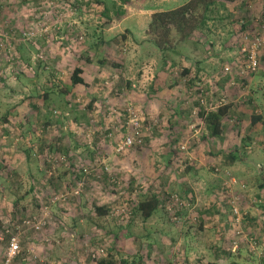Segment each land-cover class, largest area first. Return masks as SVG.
Instances as JSON below:
<instances>
[{
	"label": "rangeland",
	"instance_id": "rangeland-1",
	"mask_svg": "<svg viewBox=\"0 0 264 264\" xmlns=\"http://www.w3.org/2000/svg\"><path fill=\"white\" fill-rule=\"evenodd\" d=\"M185 1L132 0L124 17L102 27L103 7L94 0H0V119H9L0 123V264H8L12 236L19 251L11 264H95L110 248L133 264H264V198L255 199L264 175V42L254 74L229 83L223 67L243 63L247 33L235 34L241 13L229 5L230 17L208 21L196 44H181L180 55L163 64L161 52L143 42L151 10ZM247 7L248 29L255 30L264 0ZM75 66L84 69L86 84L61 95ZM51 86L45 101L42 91ZM197 89L205 110L233 104L218 140L204 139L196 112L184 120L174 115L176 106L188 111ZM128 107L143 144L117 151L134 130ZM253 114L263 121L252 125ZM181 144L186 149L174 154ZM234 145H242L251 167L223 165ZM193 161L202 170L184 180L194 201L177 186ZM145 189L161 198L176 194L183 205L177 211L163 201L143 221L133 209ZM237 195L247 206L237 203L242 234L233 246L238 225L233 218L226 223ZM96 205L107 213L98 215ZM216 209L220 218L212 225ZM219 227L231 233L223 253L205 231Z\"/></svg>",
	"mask_w": 264,
	"mask_h": 264
},
{
	"label": "trees",
	"instance_id": "trees-1",
	"mask_svg": "<svg viewBox=\"0 0 264 264\" xmlns=\"http://www.w3.org/2000/svg\"><path fill=\"white\" fill-rule=\"evenodd\" d=\"M136 1L143 2L145 0H136ZM248 1L249 0H187L184 3L175 6L174 8L157 10L150 15V20L145 31V39L143 42L147 46H151L156 50H158L159 52H161L160 54L162 56L163 64H164L165 63L164 60L167 57H170L171 53L174 55H180L179 47L181 46V44L186 42H192V43L198 42V40L192 41V39L194 38L195 33H197L198 31H202L204 27H206L208 21L218 20L219 22H222L227 17H230L231 16L230 10L228 11L229 5L232 6V9L236 8L241 13V15H239L241 20L237 16L234 21V22L239 21L238 22L239 28L235 32V34L237 33V35H240V33L247 32L246 35L250 36L251 38L254 35V30L252 28L250 30L248 29L249 26L248 19L245 15L246 12L248 11V7H247ZM94 2H96V4L103 7V10L101 11V16L103 17L102 27H107L110 25L113 19H120L126 15V9L130 8L129 6L131 5L132 0H94ZM138 5L139 4L136 3V7L134 8L142 9V7ZM123 6L125 9L122 8ZM229 36H232V34H230ZM234 47H237V44H235ZM229 48L230 49L233 48V45L230 44ZM260 59L261 57L258 56V60ZM86 61H89L88 57H86ZM227 64L232 65V70L230 71V73H225V72L223 73L226 74L229 83H232L235 79H240L242 84H244L246 82L245 79L247 78V76L254 74L253 72H249L247 74L245 73L239 75L237 68L234 66L235 65L234 63H227ZM83 71L84 69L81 66H75L70 71L68 76L69 85L64 84L62 86L63 88L58 92L61 95L69 94L71 92V88L73 89L74 86L85 85L86 79L83 76L84 74ZM184 71L185 74L189 73V71L186 69ZM51 88L53 87L51 86L49 88H44L42 91L43 92L42 97L45 101L49 100V91ZM221 91L223 93L222 88ZM201 93L202 92H200V90L198 89L195 91V95H193L194 103L190 106L187 113L189 112V115L191 114L195 115L193 112H196V115H198V117H200L203 121L204 129L206 131V135H205L206 139L210 138L213 140H217L218 138H221V133L225 128V125L222 122V118L224 116L226 118L229 116L232 117L234 114L232 111L233 104L232 103H227V104L224 103L221 105L217 104L215 108L209 107L210 108L209 110L207 111L203 110L201 105V101H202ZM93 100L94 99L90 100L88 103V106L90 108L93 105ZM8 121L9 119L7 118V116L0 119V123L3 122L6 123ZM259 121H263L262 115L253 114L250 116V123L252 125L256 124ZM49 122L50 121H48L47 123ZM4 132L7 133L8 131L4 130ZM142 144H143V137L140 145ZM140 145H136V147H139ZM179 146L173 148L174 154H176L175 152H177V150L182 151L180 150ZM235 148L232 147L225 155L227 160L229 159L230 162H234L236 159L243 158L242 156L239 155L238 150H236ZM1 167L2 166L0 163V168ZM260 182L261 183L259 187L260 188L264 187V175L263 178L260 180ZM170 195L172 194H168L166 195L165 198H161L159 195H156L155 193L145 189L143 192H141L138 195V200H136V202L134 203L135 205L133 209L134 216L138 215L143 221L148 220L158 211L163 201L165 202L167 201L171 205L175 206L177 211L180 210L183 204H181L178 207L174 203V201L170 198ZM246 202L247 199H244L241 196L239 202L240 207L242 208L241 210H243V208L247 206ZM94 209L96 213L100 216H103L107 213V208L104 206L96 205L94 206ZM240 212H242L243 216L246 214L243 211ZM233 217L234 215L231 209L230 219L232 220ZM111 251H112L111 248L108 249L107 253L104 256L97 258L95 260V264H133L126 259L116 258L111 253ZM15 258L16 257H14L12 261L16 260Z\"/></svg>",
	"mask_w": 264,
	"mask_h": 264
},
{
	"label": "built area",
	"instance_id": "built-area-1",
	"mask_svg": "<svg viewBox=\"0 0 264 264\" xmlns=\"http://www.w3.org/2000/svg\"><path fill=\"white\" fill-rule=\"evenodd\" d=\"M244 43L241 45L239 49V53L243 57V63L235 64L234 66L237 68L239 75L242 74H247L249 72H254L258 68V56H257V49L263 44L264 42V20L261 21V24H259V27L254 30V35L249 39L247 35L244 36ZM251 42V43H250ZM255 46V47H253ZM256 52V53H255ZM232 70V65L227 64L224 66V72L225 73H230ZM219 104H223V101H219ZM128 115H130L131 118V113L132 108L128 107L125 109ZM131 122L135 124L133 127V131L130 132L129 134H126L124 138L117 144V151H122L127 147L133 146V145H140L142 142V135H141V129L137 126L138 123L135 122V119L131 118ZM180 150H185L186 145L181 144L179 146ZM170 198L174 201V203L179 207L181 204H183V201L179 199V197L176 194L170 195ZM240 195L234 196L231 199L230 205L232 206V209L234 210L233 212V221L237 223L238 227L236 230L233 232L235 238L232 241L233 246H236L238 243V237L241 236L242 234V229L239 227L240 225V214H239V207L237 206V203L240 202ZM238 210V211H237ZM40 227L35 226V229H39ZM251 244L252 247L256 246V240L251 239ZM19 245H18V240L16 239L15 236H12L9 240L8 243V253L6 257V262L8 264L11 263L12 259L16 256V254L19 251ZM170 264V263H168Z\"/></svg>",
	"mask_w": 264,
	"mask_h": 264
},
{
	"label": "crops",
	"instance_id": "crops-1",
	"mask_svg": "<svg viewBox=\"0 0 264 264\" xmlns=\"http://www.w3.org/2000/svg\"><path fill=\"white\" fill-rule=\"evenodd\" d=\"M178 6V5H177ZM172 8H174V7H172ZM169 9V8H168ZM157 10H165V9H162V8H157V9H154V10H151V12L153 13V12H155V11H157ZM151 13V14H152ZM198 63V62H197ZM161 73L162 74H164L162 71L158 74V76H163V75H161ZM159 77V78H160ZM162 78V77H161ZM163 79V78H162ZM165 80V79H164ZM171 84H173L172 82H171ZM75 88V87H74ZM222 88V87H221ZM223 89V88H222ZM180 90V89H179ZM176 109H177V111L176 112H174V115L176 116V118L177 117H179V116H181V118H183V120L185 119V117H186V115H187V111H185V113L184 112H179L178 111V106H176ZM202 109L203 110H205L206 109V107L205 106H202ZM207 111V110H206ZM178 114V115H177ZM172 115H170V117H171ZM262 117H263V115H262ZM198 119V122H200L201 124H202V127H203V130L204 131H202L201 132V134H203L204 132V135H206V131H205V129H204V124H203V121H202V119L200 118V117H198L197 118ZM199 120H201V121H199ZM224 121H225V116L222 118V122L224 123ZM186 122H184V121H182L181 122V127H183V126H185L184 124H185ZM226 129V127L224 128V130ZM223 130V131H224ZM178 133H180L179 131H178ZM199 138V137H198ZM202 138H203V136H202ZM204 139H206V137L204 136ZM208 139V138H207ZM218 140V139H217ZM242 140H243V138H242ZM240 145V144H239ZM234 148L236 147L235 145L233 146ZM240 147H241V149H240ZM240 147H236L235 149L236 150H238V152H239V155L240 156H242L243 158H241V159H236L234 162H230L229 161V159L227 160V158L225 157V155H223V157L225 158V159H223V161H222V163H223V165L225 166V167H231V166H235V165H238V166H236L237 168H239V167H245V168H249V167H251L250 166V164H251V162L249 161V160H247V157H246V154H244V153H242V151H240V150H242L243 148H242V145L240 146ZM223 151H218V153H222ZM190 159V158H189ZM221 160H222V158H221ZM191 162V161H190ZM193 163H194V161L186 168V170L185 171H183V174L182 175H180V177H181V183H178L177 184V186H180V187H187V185H186V181L184 180L186 177L185 176H189L188 174L190 173V171L193 173H196L195 171H193V170H195V169H201L202 170V167L200 166V165H198L197 167H194L195 165H193ZM191 174V173H190ZM176 175V174H175ZM176 177H177V175H176ZM177 178H179V177H177ZM174 183H177L176 181H174ZM260 186V184L258 185V188H256V197L255 198H257V199H263L264 198V187H262V188H260L259 187ZM211 187V186H210ZM188 188V187H187ZM189 189V188H188ZM211 189H212V187H211ZM189 193H190V195H191V197H192V201H194V195H195V192H194V189H193V187H191L190 189H189ZM254 193V194H255ZM255 196V195H254ZM259 196H260V198H259ZM216 197H214V199H215ZM218 199V198H217ZM219 205V203L218 204H213V206L216 208L217 206ZM208 210L210 211V209H205V211H203V212H206V213H208ZM212 211H214L213 212V214L212 213H210L209 215H210V217L212 218V222H211V224L212 225H215L216 223H217V225H218V219L220 218L218 215H219V213H218V209H216V210H212ZM204 214V213H203ZM215 214V216H213ZM213 217H215V218H213ZM206 218H207V216H206ZM229 221H230V214H229V217H228V220H227V223H226V225L227 226H229ZM204 225H206V224H204ZM216 225V226H217ZM212 229V228H211ZM210 228H208V229H206L205 231L207 232V236L209 235V237H210V240L211 241H213V242H216V244H217V247H215L216 245H214V246H212V245H210L212 248H213V250L214 251H219V252H221V253H223V248H224V243H225V241H226V239H227V243L229 244V238H231V233L229 234V232L227 233V231H226V229L224 228H217V229H212L211 230ZM233 238H234V236H233ZM221 245H222V247H221ZM232 246V245H231Z\"/></svg>",
	"mask_w": 264,
	"mask_h": 264
}]
</instances>
